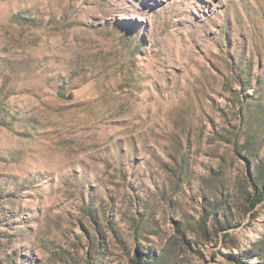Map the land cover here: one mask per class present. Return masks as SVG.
I'll use <instances>...</instances> for the list:
<instances>
[{"label": "rangeland", "instance_id": "obj_1", "mask_svg": "<svg viewBox=\"0 0 264 264\" xmlns=\"http://www.w3.org/2000/svg\"><path fill=\"white\" fill-rule=\"evenodd\" d=\"M219 1L0 0V264H264V0Z\"/></svg>", "mask_w": 264, "mask_h": 264}, {"label": "trees", "instance_id": "obj_2", "mask_svg": "<svg viewBox=\"0 0 264 264\" xmlns=\"http://www.w3.org/2000/svg\"><path fill=\"white\" fill-rule=\"evenodd\" d=\"M253 185L255 187V193L250 194L249 196L246 197V201L249 207L251 208H255L256 205L264 199V188L261 187L258 181H255ZM158 260L159 258H157V261L154 262L153 264H159ZM136 262L140 263V257H137Z\"/></svg>", "mask_w": 264, "mask_h": 264}, {"label": "bare ground", "instance_id": "obj_3", "mask_svg": "<svg viewBox=\"0 0 264 264\" xmlns=\"http://www.w3.org/2000/svg\"><path fill=\"white\" fill-rule=\"evenodd\" d=\"M162 1H164V0H156V4H160ZM219 6H220V1L219 0H211V2H210L211 10H215ZM194 13H196V14L199 13L198 12V8H194Z\"/></svg>", "mask_w": 264, "mask_h": 264}, {"label": "water", "instance_id": "obj_4", "mask_svg": "<svg viewBox=\"0 0 264 264\" xmlns=\"http://www.w3.org/2000/svg\"><path fill=\"white\" fill-rule=\"evenodd\" d=\"M59 95H61L62 97H65V93L62 91L59 92Z\"/></svg>", "mask_w": 264, "mask_h": 264}]
</instances>
